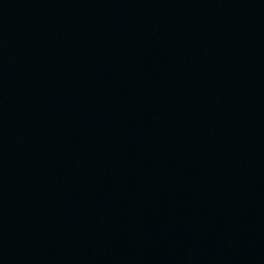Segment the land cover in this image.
Segmentation results:
<instances>
[{
    "label": "water",
    "instance_id": "obj_1",
    "mask_svg": "<svg viewBox=\"0 0 264 264\" xmlns=\"http://www.w3.org/2000/svg\"><path fill=\"white\" fill-rule=\"evenodd\" d=\"M0 237L264 264V0H0Z\"/></svg>",
    "mask_w": 264,
    "mask_h": 264
}]
</instances>
